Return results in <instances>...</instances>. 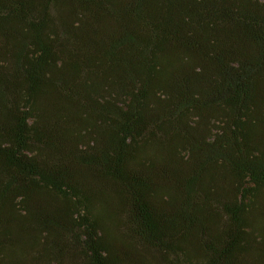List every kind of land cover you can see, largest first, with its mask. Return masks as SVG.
Listing matches in <instances>:
<instances>
[{
    "label": "trees",
    "instance_id": "1",
    "mask_svg": "<svg viewBox=\"0 0 264 264\" xmlns=\"http://www.w3.org/2000/svg\"><path fill=\"white\" fill-rule=\"evenodd\" d=\"M0 264H264V0H0Z\"/></svg>",
    "mask_w": 264,
    "mask_h": 264
}]
</instances>
